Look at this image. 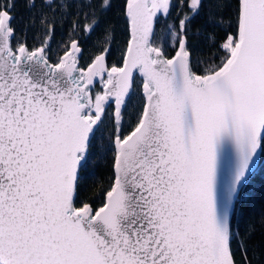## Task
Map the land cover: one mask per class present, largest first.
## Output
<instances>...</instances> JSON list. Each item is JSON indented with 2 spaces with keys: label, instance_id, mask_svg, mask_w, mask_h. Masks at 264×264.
Instances as JSON below:
<instances>
[{
  "label": "snow or ice",
  "instance_id": "6c2138e0",
  "mask_svg": "<svg viewBox=\"0 0 264 264\" xmlns=\"http://www.w3.org/2000/svg\"><path fill=\"white\" fill-rule=\"evenodd\" d=\"M17 2L0 0V264H264V204H241L264 160V0H23L19 20Z\"/></svg>",
  "mask_w": 264,
  "mask_h": 264
},
{
  "label": "trees",
  "instance_id": "16d2710c",
  "mask_svg": "<svg viewBox=\"0 0 264 264\" xmlns=\"http://www.w3.org/2000/svg\"><path fill=\"white\" fill-rule=\"evenodd\" d=\"M16 14L18 20L20 17H26L27 12L24 8L23 0H18L16 5ZM102 28L97 29L95 35L91 39H81V44L85 49L84 58L81 63H84L89 58V53L96 50L97 38L101 36ZM119 34V30H118ZM68 38V28L67 25L61 26L57 25L56 35L52 41V51L50 55L55 59L56 54L61 50L62 42ZM135 103V99L130 103L129 110H131V105ZM106 169L101 163L99 167L96 168V180L95 181H86L82 186L85 188L87 194L91 193L92 185L99 184L106 177ZM241 204L248 209H255L259 211L261 204H264V160L259 163V166L256 170L255 175L252 177L246 189L243 193ZM249 216L247 213L244 215L238 214L236 216V223L243 230L244 226L248 223Z\"/></svg>",
  "mask_w": 264,
  "mask_h": 264
}]
</instances>
